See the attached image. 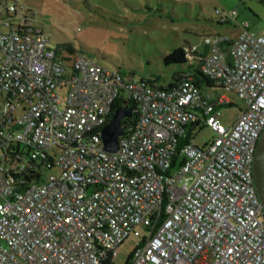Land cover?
Listing matches in <instances>:
<instances>
[{
	"label": "built area",
	"instance_id": "2783aa9c",
	"mask_svg": "<svg viewBox=\"0 0 264 264\" xmlns=\"http://www.w3.org/2000/svg\"><path fill=\"white\" fill-rule=\"evenodd\" d=\"M216 13L220 23L237 14ZM203 44L199 69L222 90L216 97L190 78L169 89L123 79L78 53L66 64L17 0H0V264H114L129 235L139 240L126 264H264L252 173L264 32L243 23L234 39ZM228 94L244 107L225 125ZM118 97L134 100L138 117L107 152L100 133ZM203 126L214 133L206 144L181 143ZM25 146L56 172L31 183L11 176Z\"/></svg>",
	"mask_w": 264,
	"mask_h": 264
},
{
	"label": "rangeland",
	"instance_id": "374dc122",
	"mask_svg": "<svg viewBox=\"0 0 264 264\" xmlns=\"http://www.w3.org/2000/svg\"><path fill=\"white\" fill-rule=\"evenodd\" d=\"M48 39L57 47L68 43L75 51L99 65L119 72L123 79L153 81L166 86L171 75L185 65H164L162 57L177 47L203 49L206 36L219 33L234 39L240 25L261 35L264 32V4L259 0H17ZM236 10L233 20L219 23L217 11ZM68 64V63H66ZM201 90L216 97L217 87L202 84ZM61 104L66 87L56 89ZM232 105L220 107V120L231 124L244 107L235 95ZM191 142L202 147L214 133L207 127L189 128ZM55 169L41 168L46 180ZM142 232V227H139ZM138 237L129 235L119 245L114 264H125Z\"/></svg>",
	"mask_w": 264,
	"mask_h": 264
},
{
	"label": "trees",
	"instance_id": "16d2710c",
	"mask_svg": "<svg viewBox=\"0 0 264 264\" xmlns=\"http://www.w3.org/2000/svg\"><path fill=\"white\" fill-rule=\"evenodd\" d=\"M259 1L264 4V0H259ZM215 34H219V33H215ZM187 47L188 46L183 48L177 47L163 55L162 62L164 65H171V64L185 65L181 70H178L171 75V80L168 82L166 86H157L154 84L153 81H145V82L149 83L153 87L169 89L175 87L180 81L190 78L200 88L202 87V84H205L207 87H215L213 85V81L209 79L207 76L203 75L199 69V65L202 59L204 58V56L206 55L207 47L203 45V49L201 51H198L195 46H189V49H187ZM54 49L56 54L59 55L61 54L63 56L61 60L64 63H68L71 60V57L77 54L73 46L68 43L59 44L57 47H54ZM117 73L120 75L119 72ZM140 80L144 81L142 79ZM121 106L125 109H129L131 112V117L125 118L121 122L122 127L126 131H130L131 128L134 126V123L136 122L138 117L137 103L131 98L127 99L123 97H118L114 101V104L112 106V114L116 108ZM189 130L190 129L186 130V137H184L181 140V143L189 138ZM22 149L23 152H26L25 154L28 156V160L26 162H23L22 159L14 156L13 157L15 161L14 164L16 163H21V164L16 165L17 170L19 172L15 174L13 173L11 174V176L19 177L22 180H24L25 183L36 182L40 177L41 168L44 167L48 169V166L51 165V160L48 156H46L45 158L39 156L31 157L33 151L29 146H25Z\"/></svg>",
	"mask_w": 264,
	"mask_h": 264
},
{
	"label": "water",
	"instance_id": "95a60500",
	"mask_svg": "<svg viewBox=\"0 0 264 264\" xmlns=\"http://www.w3.org/2000/svg\"><path fill=\"white\" fill-rule=\"evenodd\" d=\"M131 117L129 109L122 106L114 110L110 121L101 129V141L104 150L107 152H115L118 148V137L126 134V130L122 127L123 119ZM253 182L259 201L263 205L264 214V128L257 141L255 156L252 166Z\"/></svg>",
	"mask_w": 264,
	"mask_h": 264
}]
</instances>
